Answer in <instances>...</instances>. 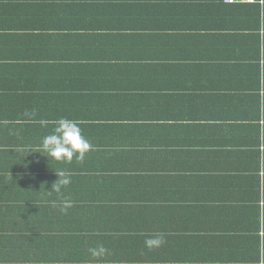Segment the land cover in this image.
<instances>
[{
	"label": "crops",
	"instance_id": "0c3cea01",
	"mask_svg": "<svg viewBox=\"0 0 264 264\" xmlns=\"http://www.w3.org/2000/svg\"><path fill=\"white\" fill-rule=\"evenodd\" d=\"M107 1L99 0L91 4L74 3V0H70V3L56 2L55 9L0 8L5 10L3 14L0 11L2 100L18 92L23 103L29 106L42 102L40 95L43 91L40 90L37 78L44 73L36 72L39 67L37 63L41 60L78 64L84 76L89 79L87 82L90 86L101 88L100 99L96 101L94 98L93 102H88L83 113H74L72 103L66 101L65 118L77 120L81 126L92 125L91 133H87L85 137L94 146L82 162L73 158L72 166L75 170L72 173L68 170L70 163L55 159L50 161L48 171L45 166H41V160L46 156V153L39 150L42 141L40 137L43 136L39 121L44 120L43 114L28 111L19 114L21 118L14 122L17 125L36 126L32 132L26 130L20 134L28 144L21 146L20 154L14 157L17 163L14 174L32 179H21L19 186L22 198L28 201L26 206L34 207L26 216L27 219L38 221L42 227L49 225L43 223L42 218L49 210L42 207L53 206L52 201L62 205V200L67 198L47 199L45 191L50 183L46 180L51 181V177L57 179L55 172L67 170L72 174L73 181L70 185L75 187V191L77 181H82L83 190L88 189L87 182L91 186L90 193L94 190V195L100 198L92 200L93 203L97 205V201L103 199L99 205H105L106 209L98 216L101 224L108 218L122 226L131 227L129 232L136 230L134 233L142 238L163 233L165 243L157 249L147 251L150 253L147 264H264V219L259 224L260 215L264 218V202L260 198L249 200L245 194L248 189L245 186L242 188L244 169L245 177H256L250 184L245 178V184L254 192V198L261 195L264 187V173L260 166L262 157L264 164V98H259L256 103L244 100L243 104H239L240 97L237 104L233 101V108L245 111L252 107L255 114L256 104L259 112L256 122L250 126L258 127L255 136L252 130V135L240 134V130L237 131L236 128L242 129L247 124L230 120V113L225 118L226 121L219 122L214 115L216 112L211 114L210 109L219 104V113L232 112V96L239 92L243 94L249 89V82L253 80L248 63L254 53L250 38L253 34L234 33L233 28L240 26V17L226 9H219L214 0ZM109 12L112 20H116L121 14H127L123 17L126 21H109V16L104 14ZM99 14L103 17L95 20ZM172 29L183 31L182 36L188 38L185 40L181 37L176 42L180 44L181 50L175 51L178 35L173 34L177 32L171 33ZM167 35L170 37L157 40L158 37ZM145 36L152 37V41L148 42L152 48L149 60L173 63L172 69L166 70L163 75V89L143 85L123 87L121 82L112 80L116 75L109 73L108 67L111 66L119 71L123 70L122 65L128 60L127 43L139 44L138 38ZM132 39L136 41L131 42ZM259 57L261 59L262 55ZM192 61L195 62L192 64ZM258 63L263 77V64ZM176 66H179V70L174 69ZM103 73H106L108 79L106 84L100 81ZM126 75L137 76L132 72H126ZM196 99L199 109L196 108ZM228 104L231 107L226 110ZM33 109L29 107L23 110ZM105 109L110 110L100 118V115L96 116ZM203 110L206 112L202 113ZM159 111L181 115L184 118V124H181L184 125L182 135L185 137L177 140H170V137L159 139V131L148 128V125L161 127L167 124L161 119ZM124 115L131 116L137 127L128 138L129 142L132 141L131 148H123L118 152L108 142L111 133H107L105 128L108 130L107 127L122 124ZM184 115L188 116V121ZM93 117L96 119H92ZM53 118L54 116L48 118V125L52 127L54 124L51 122L55 121ZM247 119L250 120L249 115ZM7 121H1L0 124L6 125ZM223 126L224 129H221ZM97 127L104 131L97 130ZM161 132L168 136L176 134L175 131H172L173 134L166 130ZM1 141L0 137V143ZM170 141H177L182 147L185 145V149L177 150ZM124 151L132 152L136 156L135 160L126 161L123 156L116 158L117 153ZM6 152L9 153L8 150H0V157ZM242 154L240 160L237 156ZM91 156L100 161L93 165L98 169L94 174L88 172L93 166H85L87 163H84ZM189 157H196V162L187 164ZM198 159L202 161L198 162ZM213 165L224 171L225 175L221 174L218 179L225 180L220 185L213 186L217 190L209 198H179L186 188L176 177L177 170L181 172L191 167L200 178L203 175L200 169L212 170ZM258 166V173L253 174ZM78 172L80 175L75 177ZM34 174H39L35 176L37 180H33ZM119 175H125L128 180L122 178L118 182L117 179L121 178ZM111 177H115V180ZM121 188L131 192H125ZM174 188H180V192L174 198L165 200L163 194ZM76 194L79 197L77 191ZM177 198L179 201L175 200ZM6 200L8 203L17 202L12 196L7 199V194H3L1 206L6 205ZM92 201L78 203L91 205ZM173 205H190L191 209L196 205V213L203 211L200 222L192 225L182 209H171ZM160 207L168 208L162 210ZM173 217L177 220L174 221ZM4 220L5 218H0V224ZM58 221L61 220H56ZM127 231L128 229L122 232L123 235L116 234L120 231L102 234L108 254L97 260L91 259L87 264H139L143 259L141 256L147 253L144 252L146 248L139 253L137 247L127 244L123 246L122 239L127 238ZM53 232H57V228ZM258 237L261 241L260 248ZM239 238L249 240L239 244L236 241ZM62 239L58 237L55 245L49 249L44 245L31 252L39 260L43 257L44 264H51V259L56 264H73L74 246ZM4 258L6 260L0 264H14L11 257Z\"/></svg>",
	"mask_w": 264,
	"mask_h": 264
},
{
	"label": "trees",
	"instance_id": "16d2710c",
	"mask_svg": "<svg viewBox=\"0 0 264 264\" xmlns=\"http://www.w3.org/2000/svg\"><path fill=\"white\" fill-rule=\"evenodd\" d=\"M99 0H74L75 2H87V3H97ZM107 1V0H106ZM121 1V0H116ZM56 2H67L70 3V0H0V8H6V9H55L56 5L54 3ZM73 2V1H71ZM104 2V0H103ZM108 2V1H107ZM175 2H181V0H177ZM216 3V6H218L219 9H226L228 12H233L236 17H240L238 20V23H240V26L235 29L234 33H241L246 34V32L253 34L251 36V40L253 41L254 46V53L253 56L250 58L249 67L252 71V81L249 82V89H246L244 93L241 92L235 94L232 96V112L227 113H219L218 112V105H214L210 107L211 114L213 112H216L215 118L221 122L222 120H225V118L231 114L230 120L233 121H239L241 123H245L247 125L243 126L244 128H236L237 131L240 130V134L246 135H252L251 130L253 131V135L255 136L257 132L258 127H250L252 126L253 122H256V115L259 112L256 108L255 109L256 114L252 107H249L247 110H241L240 108H233V101L237 104V99L240 102L239 104H243L244 100L252 101V103L259 102V98H264V7L262 11V16H260V8L255 5H241V4H225L222 2V0H214ZM116 3V2H115ZM176 9H178V6H175ZM99 9H102L101 7ZM179 10V9H178ZM2 14L5 12V10H0ZM1 14V15H2ZM103 14V13H102ZM105 16H109V21H113L115 23H120L122 21H126V18H123L124 16H127V14H121V16L117 17L116 20H112L110 18V12L104 13ZM103 17V15L99 14L94 19L100 20ZM118 18H123L119 19ZM117 26V25H116ZM115 27V26H114ZM232 29V28H231ZM120 31V30H119ZM177 32V33H173ZM180 32V34H179ZM173 34H177V39L175 40V51L181 50L180 44H176L177 41H180L181 37H184V39H188L185 36H182L183 31L179 30H173ZM170 33V35H171ZM170 35H167L165 37H158L157 40L162 41V38H169ZM121 37V35H119ZM107 36H105L106 38ZM125 37H127L125 35ZM131 37V36H128ZM128 39V38H126ZM139 39V44L136 42L133 44L127 43V61L122 65V71H119L117 68L111 66L108 67L109 73H113L116 75L115 78L112 80L121 82V86L123 87H137L139 85H143L145 87H155V89H163L162 86L164 82L163 75L166 70L172 69V62H156L149 60L151 56H149V53L152 52L151 46L148 45V42L152 41L151 36H145ZM131 42L136 41V39L130 40ZM129 42V40H128ZM260 43V46H259ZM126 50V51H127ZM260 55H262V58L260 59ZM56 61V60H55ZM53 62V61H45L41 60L37 65L39 67L36 68V72L38 73H44L43 76H40V78H37L40 83V90L43 91V94L41 93L40 97L42 98V102L34 105L29 106L27 103H23L20 93H14V96H9L7 99L4 97V100H2L3 97H0V122L4 120H8V124L1 125L0 124V137L2 139L0 143V150L8 152L4 153L0 157V218H5L3 222L0 224V262H3L6 260L4 256H9L14 260V264H44V258L37 259L36 254L34 252H31L33 249H40L44 245L49 249L51 246L55 245V241L58 237H62L63 241L70 242L74 246V255H73V264H87L88 261L92 259L91 254L89 252V249L95 248L99 245L105 246V242L103 243L104 238L102 237V234H114L115 232H118L116 234L123 235L122 232L128 229L127 231V238H123V246L129 245L131 247H137V250H140L139 253H142V249L146 248L144 245V240L148 237H138L134 232L131 231V227L122 226L119 223L113 222L110 219H106L102 224L99 222V215L103 214L104 212H101L102 210L106 209L105 205H99L102 203L101 200L97 201L98 204H94L92 200L98 199L99 197H96L94 195V190L90 193L91 187L87 182L88 185L87 190H83V184L82 181H77L76 185V191L79 193V198L76 194L75 187L73 188L72 185H67L62 189V192L60 194H57L55 191L51 190V185L56 181L55 177H51L50 180H46L47 183H50L47 190L45 191V196L47 199H58V198H67L70 200H74V205H72L71 208L67 209L66 211H61L62 205L55 204V206L50 207H42V209L49 210L48 214H46L43 218V223H49L48 226L42 227L39 225L38 221H31L27 219L28 213H31V210L34 208L33 206L27 207L26 203L28 201L24 200L25 198H22V191L20 190V182L21 179H26L31 177H18L14 173L16 171L17 163L15 162V158L17 157L21 152V146L27 145L28 143L25 142V138L20 136L21 133H23L26 130H30L32 132L33 128H36V126L31 125H17L14 122L16 120H19L18 118H21L19 114L26 113L28 111H38L41 114H43L44 120H49V116H54V120H57L61 117L65 118V113L67 112V105L66 101H69L71 106L75 108L74 113H83L84 109L87 107L88 102H93L92 100L95 98L97 101L101 97V88L98 86L96 88L93 86H90L89 82H87L89 79L85 77L83 74V70L80 68L78 64H71L68 62ZM53 62V63H50ZM195 61H192V64ZM261 62L263 64V77L260 74L259 71V63ZM87 66H89V63H85ZM127 64V65H126ZM127 66V69H126ZM192 66V65H191ZM1 68V67H0ZM92 70V68H90ZM174 69L179 70V66L174 67ZM126 72H132L136 74L137 76L131 77L129 75H126ZM106 73H103L102 76H100V81L106 84L108 82L107 76H105ZM151 75V76H149ZM160 76V79H159ZM42 77V79H41ZM87 82V83H86ZM237 87L240 89V85L237 83ZM234 86V85H233ZM112 86H110L111 88ZM236 87V86H235ZM85 89H88L87 92ZM109 89V88H108ZM112 89V88H111ZM116 89V88H115ZM90 95V96H88ZM92 95V96H91ZM184 98V95H183ZM196 99V108L199 109L198 103ZM231 100H229L230 103ZM258 104V103H257ZM34 108L33 110H23L26 108ZM231 107V104H228L226 107V110ZM258 107V106H257ZM111 109V108H110ZM108 109L107 111H109ZM106 109L104 111H99L97 115H100L102 117L106 112ZM206 110H203L202 113H205ZM160 117L163 120V122H167L166 125H162L161 127H156L152 125H148V128H151L152 130L159 131L160 136L159 139H168L170 137V140H177L178 138L184 136L182 135L184 133L183 127L184 124V118L181 115H175L171 113H165L163 111H159ZM249 115V119H247ZM185 118L188 121V116L184 115ZM48 117V118H47ZM139 117V116H138ZM146 117L150 118L148 115ZM42 118V117H40ZM68 118V117H66ZM125 120H123V123L120 125H116L113 127H107L108 130L105 131L108 133H111L110 144H112L118 152L122 151V149H130L132 145V141H128V138L131 137L133 133V129L137 127V124L135 123V120L131 118V116L124 115ZM70 119V118H68ZM92 119H96L93 117ZM141 119V116L138 118ZM136 119V120H138ZM190 121V120H189ZM226 121V120H225ZM190 125V124H189ZM82 134L86 136L87 133H91L92 131V125L86 126V125H80ZM87 127V128H86ZM46 128V129H45ZM40 127L42 130L43 136L40 137L42 139L44 136L50 134L53 129L52 125H47L46 127ZM221 129H224V126L221 127ZM97 130L104 131L103 128L97 127ZM163 130H166L169 134H173L172 131H175V135H165L161 134ZM33 133H35L33 131ZM194 134V133H193ZM185 137V136H184ZM42 142V141H41ZM40 142V143H41ZM172 145H175L178 149L182 150L185 149L184 147L180 146L179 142L177 141H170L169 142ZM120 150V151H119ZM264 150V146H263ZM116 158L123 156V158L126 161L135 160L132 152L124 151L122 153H117ZM240 160L243 157L242 155L237 156ZM196 157H189L186 160L187 164H194L193 162H196ZM52 158L47 157V154L45 157L41 160V166H45L46 170L48 171V167H51ZM192 161V162H190ZM202 160L198 159V162ZM73 162V161H72ZM72 162H70L68 170L70 173H72L75 168L72 166ZM84 163H87L85 166H93L97 163H100L98 159L91 156L88 157ZM53 164V163H52ZM206 164H209L206 162ZM211 164V163H210ZM212 165V164H211ZM260 166H262V170L264 173V164H263V157L260 160ZM78 167V166H77ZM258 169H256L253 174H257ZM79 170V168L77 169ZM97 168L94 166L89 169V174H94L97 172ZM203 175L199 178L195 175L196 172H193L192 168H186L181 170H177L176 177L180 179L182 185L185 186V190L183 189V193L179 198L183 199H206V197L209 198L216 190L217 188H214L213 186L220 185L219 183H223L225 178H220L221 174H224V171L222 169H219L213 165L212 170L210 169H200ZM67 172V170H65ZM37 173V172H36ZM48 173V172H46ZM244 173V174H243ZM181 174V176L179 175ZM219 174V175H218ZM80 175V172L77 173L75 177H78ZM35 176H39V174H34L33 180H37L38 178ZM51 176H53L51 174ZM71 176V182L73 181L72 174ZM121 178L118 182L122 181L123 179L128 180V178L125 175H119ZM234 176V175H233ZM242 176L244 177V184H242V188L245 186V189H248L245 191L246 196L249 200H257L261 199L262 202H264V187H262L261 195H256L254 198V192L251 191L250 188H248L245 184V178L248 181V184L253 182L256 177H245V169L242 171ZM44 177V175H43ZM41 177V178H43ZM233 178V177H230ZM109 179V178H108ZM112 180H115V177H111ZM209 183V185H207ZM82 184V185H81ZM81 186V187H80ZM211 186V187H210ZM237 188H239L237 186ZM122 189V188H121ZM125 192H131L129 190L122 189ZM135 190V189H134ZM180 192V188H174L171 189L169 193L163 194V198L165 200L172 199L175 197L176 194ZM7 194V199L12 196L16 199L17 202H11L8 203L6 200V205L3 207L1 206V195ZM179 198L175 199L179 201ZM100 199V198H99ZM88 200L92 201L91 205L86 204H79L78 202ZM196 205H193V208L191 209L190 205H182L181 207H178V205H173L171 209L173 211H177L179 209H182L184 211V215L188 219L189 222L192 223V225H197V223L200 222L201 216L203 211L199 210L197 213L195 212ZM162 210L164 208L168 207H160ZM100 209V210H99ZM99 210V211H98ZM32 215V214H31ZM36 215V214H35ZM263 216L260 215V221L259 224L263 222ZM56 220H61L56 222ZM173 220L176 221L177 218L173 217ZM57 228V232H53V229ZM69 227V228H68ZM256 226H254L253 229H255ZM260 228V226H259ZM70 229V230H69ZM263 229V227H262ZM204 231H207L206 229ZM139 232H142L141 230ZM142 235H144L142 233ZM259 239V245L258 248H260V237ZM249 240L247 239H236L237 243L242 244V242H245ZM62 241V242H63ZM61 242V243H62ZM103 243V244H102ZM264 245V239L263 244ZM149 251V249H145L144 252ZM138 253V254H139ZM29 254L32 256L30 257ZM143 259L139 261V264H147L150 261V253L147 252L145 255L141 256ZM93 260V259H92ZM237 261H243V260H237ZM51 264H56V261L51 259L49 261ZM92 264V263H91Z\"/></svg>",
	"mask_w": 264,
	"mask_h": 264
},
{
	"label": "clouds",
	"instance_id": "9594fccd",
	"mask_svg": "<svg viewBox=\"0 0 264 264\" xmlns=\"http://www.w3.org/2000/svg\"><path fill=\"white\" fill-rule=\"evenodd\" d=\"M251 5V4H241ZM42 127H46L49 123L47 120L39 121ZM51 123L54 124L52 132L42 138L39 150L47 154V157L57 161L72 162L73 158L77 162H82L87 153L93 150V145L82 134L80 122L68 118L61 117ZM57 179L51 185L50 191H55L57 194L62 192V189L71 183L70 173L60 170L55 172ZM70 199H63L61 204V211H66L72 207ZM55 206L56 201H52ZM165 243L163 233L144 240V246L147 249H157ZM108 249L103 245L89 249L93 260L102 258L108 254Z\"/></svg>",
	"mask_w": 264,
	"mask_h": 264
},
{
	"label": "built area",
	"instance_id": "2783aa9c",
	"mask_svg": "<svg viewBox=\"0 0 264 264\" xmlns=\"http://www.w3.org/2000/svg\"><path fill=\"white\" fill-rule=\"evenodd\" d=\"M225 4H255L260 8V16H262V11L264 7V0H222Z\"/></svg>",
	"mask_w": 264,
	"mask_h": 264
}]
</instances>
